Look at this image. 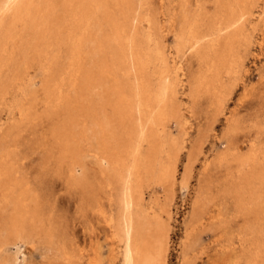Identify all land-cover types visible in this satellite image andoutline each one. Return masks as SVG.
I'll use <instances>...</instances> for the list:
<instances>
[{"label": "bare ground", "instance_id": "6f19581e", "mask_svg": "<svg viewBox=\"0 0 264 264\" xmlns=\"http://www.w3.org/2000/svg\"><path fill=\"white\" fill-rule=\"evenodd\" d=\"M175 1L178 11L176 7L170 10L171 2L175 4ZM254 2L159 0L160 9L155 11L153 0H64L57 12L56 0H0V69L12 62L14 54L23 53L30 39L34 43L27 56L38 63L46 59L47 72L53 69L58 55L54 51L49 55V50L54 46L57 50L66 47L64 75L54 78L53 89H47L48 100L43 103L49 108L46 112L49 116L61 111L59 102L66 106L63 119L51 132L58 137L55 138L60 147L57 158L67 161L70 170L75 167L84 170L83 143L89 147L92 144L99 168L111 174L118 186L107 188L104 194L109 206L112 202L116 204V212L105 219L115 264H165L169 227L162 214L170 213L169 203L177 179L181 188L188 184L195 156L201 149V141L194 143L178 178L180 151L185 145L181 135L173 134L168 127L171 120L178 130L183 125L175 88L178 72L169 73L162 33L165 25L158 21V14L168 10L165 22L179 62L182 58L194 57L200 66L191 74L192 96L206 91L219 106L223 103L225 92L221 90L225 76L239 70L240 48H247L250 40L245 21ZM103 25L111 29V38L109 34L104 40L95 35ZM111 43L123 63L124 84L116 80V83L106 84L103 77L109 75L110 69L103 58L100 62L104 66L98 67L102 75L92 70L94 62L88 66L85 63L88 58L92 60L95 53L100 56L101 48H108ZM7 44L11 45L10 49ZM88 45L94 50H87ZM31 60L20 66L23 71ZM177 62L172 60V65ZM16 75L17 80L19 75ZM67 86L74 89L76 95H69ZM5 90V86L0 90V98ZM107 106L113 113L107 112ZM17 109L19 123L31 118L30 109L23 104ZM8 113L13 116L12 112ZM10 124L14 125V121ZM10 124L3 127L0 123L1 139L10 136L16 128ZM143 144L146 145L144 150ZM7 157H0V248L26 231L41 233L49 243H54L55 226L50 214L43 211L45 204L41 196L35 187H28L13 176V164ZM233 157L237 175L224 191L233 200L234 212L229 217L221 215L220 208H214L206 196L196 197L180 239L179 264L194 263V250L201 243V231L210 226L228 232L227 245L233 253L244 255V264H264V219L257 216V211L264 207V150L252 144L248 153H237ZM150 181L163 190V200L153 212L143 204L144 190L148 188L145 185ZM79 188L85 208L103 204L104 187ZM241 212L256 215L237 228L236 216ZM16 253L7 258L3 256L0 264H16ZM90 263L89 258L84 257L78 262Z\"/></svg>", "mask_w": 264, "mask_h": 264}, {"label": "rangeland", "instance_id": "374dc122", "mask_svg": "<svg viewBox=\"0 0 264 264\" xmlns=\"http://www.w3.org/2000/svg\"><path fill=\"white\" fill-rule=\"evenodd\" d=\"M63 1L56 0L54 9L57 12H60V4ZM171 4L170 10L176 7L178 11L176 1ZM152 6L155 11L159 10V0H153ZM167 11L164 9V14H158V21L165 25L162 27V33L165 52L169 57V73L173 75V71L178 72L177 79L173 78L183 125L178 130L173 120L168 123L172 133L181 135L185 145L180 151L178 178L187 160L188 151L194 143L201 141V149L195 156L188 184L181 188L177 179L169 203L170 213L162 214V219L169 227V248L165 264H179V243L184 236L185 224L195 198L206 196V200L208 198L214 208H220L223 212L221 215L229 217L234 212V205L230 194L224 189L237 175L238 167L233 156L237 153H248L252 144L264 150V0H255L245 21L250 40L247 48H240L239 70L225 76L221 90L225 93L221 99L223 103L219 106L206 91L192 96L191 74L196 73L200 66L194 57L182 58V62H179V58L173 53V37L165 22ZM143 22L145 23V20ZM107 34L110 38L113 35L111 29L105 25L95 32V35L102 36L103 40ZM29 42L23 53L14 54L12 62L0 69V90L4 86L6 88L0 98V123L6 127L14 121V125L10 124V127H16L10 136L7 135L8 138L1 139L0 134V157L9 155L7 159L13 164V176L28 187H35L45 204L43 211L50 214L54 223L55 237L54 243L51 244L43 234L26 231L0 248V260L3 256H13L17 251L16 264H78L81 257L89 258L92 262L90 264H115V252L105 219L111 212H116V204L112 202L110 210L104 194L107 188L118 186L111 174L99 168L101 165L93 154L92 144L89 147L83 143L81 156L84 170L79 167L70 170L67 161L62 162L57 158L60 147L55 138L58 137L51 135V132L53 133L55 126L63 119L66 106L59 102L61 111L49 116L46 115L49 108L43 103L48 100L47 89H53L54 78L64 75L62 70L67 65L68 56L66 47L57 50L54 46L49 50V55L53 54V51L58 55L54 59L53 69L47 72L49 63L46 59L42 58L38 63L27 56L34 41L30 39ZM110 45L111 48L104 46L99 52L95 47L100 56L95 53L92 60H85L86 66L94 62L92 70L102 75L98 67L104 66L100 62L103 58L110 69L109 75L103 77L106 84L111 85L115 80L124 84L126 76L123 63L115 51L116 48L112 43ZM7 47L10 49L11 45L7 44ZM91 48L90 45L86 46L87 50ZM30 60V66L23 71L20 66ZM172 60L178 61L175 66L172 65ZM16 74L19 75L17 80ZM65 89L69 95H76V91L69 86ZM22 104L30 109L31 118L19 123L21 118L17 108H21ZM106 109L108 113H113L111 107L107 106ZM8 112H12L13 116ZM145 146L143 144L142 150ZM104 167L102 164L103 169ZM79 187H104L101 199L103 204L85 208L80 200ZM145 187L148 188L144 190L143 204L149 212H153L163 200V190L160 185L151 181ZM263 208H260L261 212L257 211L260 220L264 219ZM251 215L250 212L239 213L236 216L237 228L241 227L245 220H252L256 214ZM212 229L210 226L201 231V243L194 250L193 264H244V255L233 253L227 245L228 232Z\"/></svg>", "mask_w": 264, "mask_h": 264}]
</instances>
